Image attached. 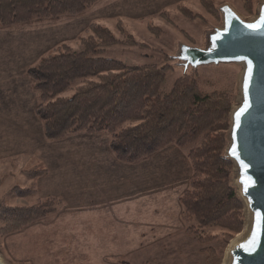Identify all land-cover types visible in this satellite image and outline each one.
Masks as SVG:
<instances>
[{"label":"rangeland","instance_id":"obj_1","mask_svg":"<svg viewBox=\"0 0 264 264\" xmlns=\"http://www.w3.org/2000/svg\"><path fill=\"white\" fill-rule=\"evenodd\" d=\"M262 1L100 0L77 18L64 16L55 21L43 20L0 29V205L26 207L38 205L48 198L59 200L53 195H57V188L63 185L47 179L50 168L55 171L54 175L63 174L69 178L72 175L70 166L89 164L95 154L107 164L104 156L114 155L110 152L112 137L105 133L73 135L56 143L48 142L44 137L43 124L34 111L40 98L27 73L57 56L63 46L79 52L90 42L103 49L96 57L117 60L128 66L167 67L162 87L164 95L172 91L176 81L187 75L195 76L204 94H216L225 105L231 101L224 157L231 110L240 95L242 67L220 65L197 70L190 68L185 72L177 57L182 45L206 48L208 34L222 26L219 11L222 5L228 4L244 18L252 19ZM92 29L108 32L99 33L101 39L98 34H92ZM79 84H74L72 90L57 98L72 97ZM224 123V119L218 121L219 125ZM191 150V147L182 149L171 145L149 160L144 170L145 182L149 187L159 188L154 193L150 189L142 199L128 183L113 188L108 184V190L100 191L97 187L92 191L88 180L82 177L79 184L82 190L77 193L75 187L70 208L79 198L98 196L106 202L128 198V209L119 214L123 216L122 221L118 216L105 219L100 216L104 214H98L103 212L102 209L94 207L71 210L59 200L61 204L56 212L45 221L0 236L1 263L223 264L228 248L242 235L247 221L236 185L235 167L227 160L231 166L228 185L241 205L242 231L228 233L213 227L187 233L191 224L183 220L184 208L180 200L190 189L194 175L189 159ZM41 173L45 175L41 176ZM30 174L39 177L31 180ZM142 175L143 172L138 173V178ZM155 175L159 179L151 180ZM67 184L65 186L71 192L74 185L70 179ZM18 187L28 189L33 195L22 199L8 194ZM55 189L50 195L49 191ZM84 191L86 195L81 197ZM43 192L50 196H44ZM138 199L147 204L144 213H136ZM125 206L121 204L116 209ZM121 222L128 226L121 227ZM201 235L208 238L206 244L200 242ZM206 248L209 250L203 252Z\"/></svg>","mask_w":264,"mask_h":264},{"label":"trees","instance_id":"obj_2","mask_svg":"<svg viewBox=\"0 0 264 264\" xmlns=\"http://www.w3.org/2000/svg\"><path fill=\"white\" fill-rule=\"evenodd\" d=\"M98 1L0 0V29L64 16L77 18ZM91 31L101 39L99 33L108 32ZM84 48L74 52L63 46L57 56L28 70L40 98L34 111L43 124L45 139L56 143L73 135L105 133L112 137L110 150L116 159L129 165L147 162L171 145L191 147L194 175L180 200L183 220L191 224L187 233L213 227L240 233L241 205L228 185L231 166L223 157L231 101L225 105L216 94H204L195 76L190 75L176 81L172 91L164 95L167 67L128 66L96 57L103 50L100 45L88 42ZM78 82L72 97L57 98ZM221 119L225 120L223 125L218 124ZM29 176L31 180L39 177ZM8 194L25 199L33 192L18 187ZM60 201L48 198L35 206L0 205V236L45 221ZM205 238L201 235L200 242L206 244Z\"/></svg>","mask_w":264,"mask_h":264},{"label":"water","instance_id":"obj_3","mask_svg":"<svg viewBox=\"0 0 264 264\" xmlns=\"http://www.w3.org/2000/svg\"><path fill=\"white\" fill-rule=\"evenodd\" d=\"M219 11L222 26L208 34L206 48L182 45L177 59L185 72L220 65L242 67L240 95L231 110L224 158L235 167L247 221L242 235L228 248L223 264H264V29L246 27L259 24L264 1L252 19L228 4ZM242 109L245 111L237 118Z\"/></svg>","mask_w":264,"mask_h":264},{"label":"crops","instance_id":"obj_4","mask_svg":"<svg viewBox=\"0 0 264 264\" xmlns=\"http://www.w3.org/2000/svg\"><path fill=\"white\" fill-rule=\"evenodd\" d=\"M102 152L105 155H108L107 152L105 153L103 150H102ZM93 157H95V158H91V160H90L91 162L89 164H74L73 166H70V169H71L70 172L72 175L69 178L63 174L54 175L55 171L52 168H50V171L48 170V172H49L48 174H50V175L48 176L47 179L50 181H55L57 184L60 183L61 185H63L62 187L57 188V191H56V189L50 190L49 191L50 195H53V193L56 191L57 195H53V196H55L56 198L61 200L63 202L64 206H68L70 208L69 203L73 200L75 187H76L77 193H78V191L82 190L79 187V184L82 181V177H84L83 180H88V184H89V186H91L92 191L97 187H99L101 189L100 191L108 190V189H106V185H108V184H112V188H113L114 185L119 187L122 184L128 183L130 185V187H132V186L135 187V191L137 192V196L140 197L141 199H142V197L146 196V192L150 191V189H151V193H154L155 189L159 188V187H155V186L149 187L148 184L145 182L144 170L146 168V163H148L149 161L143 162L139 165H129V164H123V163L119 162L116 159V157H114V155H111V157L104 156V159H107V162H108L106 164V163H104V161L102 159L99 158V154H95ZM154 158H152V159H154ZM55 169H57V168H55ZM140 172H143V175L138 178V173H140ZM81 174H85V175H81ZM69 179L74 185V188L71 190V192H70V190H67L68 187H66V186H68L67 180H69ZM154 179H159V178L157 175H155L151 178V180H154ZM60 191H63V194H61ZM43 193H44V196H46V197L50 196L46 192H43ZM85 195H86V193L84 191L83 194L81 195V197H83ZM127 196H128V194H127ZM127 201H128V198L124 199V200L117 201V202H114L111 200L106 202V201H102L101 199H99L98 196H96L94 198L91 197L89 199L79 198L78 200H76V205H74V207L72 209L71 208L70 209L76 210L75 207H80L82 209H86L87 207H94L95 209H102L103 212H99L98 214H104V215H100V216H104L105 219L111 220L113 218H110V217L118 216L121 218L120 220L122 221L123 216L119 215V214H120V212H124L128 209ZM140 202H141V205H140ZM73 204H74V202H73ZM121 204H126V206L121 207V209L117 210L116 207L121 205ZM135 204L138 205V206H136L137 207L136 208L137 214L139 212L140 213L145 212L144 206L147 205L145 202H142L141 200L138 199V201H136ZM110 210L116 211V212H109ZM148 210H150V209H148ZM157 213H159V212H157ZM139 219L142 220V219H145V217L139 218ZM179 219H181V218H179ZM124 225L128 226L127 224H124ZM124 225L121 222L120 226L122 227ZM141 228H142V226H141Z\"/></svg>","mask_w":264,"mask_h":264},{"label":"snow or ice","instance_id":"obj_5","mask_svg":"<svg viewBox=\"0 0 264 264\" xmlns=\"http://www.w3.org/2000/svg\"><path fill=\"white\" fill-rule=\"evenodd\" d=\"M246 27H248V28H250V29H252V30H254V31H255V30H259V29H264V16H261L258 25H257V24H249V25H247ZM243 111H245V110L242 109L241 113H238L237 118H239V116L243 114ZM242 182H243V181H242ZM249 250H251V249H249Z\"/></svg>","mask_w":264,"mask_h":264}]
</instances>
